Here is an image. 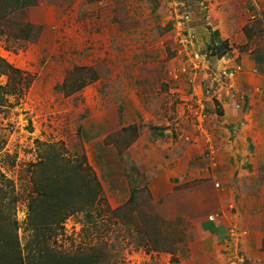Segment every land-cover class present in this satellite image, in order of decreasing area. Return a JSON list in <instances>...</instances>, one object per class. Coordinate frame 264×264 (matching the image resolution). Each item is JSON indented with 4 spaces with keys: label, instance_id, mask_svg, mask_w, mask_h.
Segmentation results:
<instances>
[{
    "label": "rangeland",
    "instance_id": "1",
    "mask_svg": "<svg viewBox=\"0 0 264 264\" xmlns=\"http://www.w3.org/2000/svg\"><path fill=\"white\" fill-rule=\"evenodd\" d=\"M17 2L0 0V213L25 256L57 156L100 192L46 248L264 264V0Z\"/></svg>",
    "mask_w": 264,
    "mask_h": 264
},
{
    "label": "trees",
    "instance_id": "2",
    "mask_svg": "<svg viewBox=\"0 0 264 264\" xmlns=\"http://www.w3.org/2000/svg\"><path fill=\"white\" fill-rule=\"evenodd\" d=\"M44 166L37 196L30 202V224L37 231L35 258L30 260L25 256V248L17 234L19 226L16 220L11 214L0 213V264H96V253L91 257L72 256L46 248L45 239L47 233L56 232L54 228L61 227L71 209L86 207L84 205L92 203L90 197L100 191L95 188L86 195L84 191L90 187V183H83L77 166L70 167L63 160H58L57 156L52 165L47 162Z\"/></svg>",
    "mask_w": 264,
    "mask_h": 264
},
{
    "label": "crops",
    "instance_id": "3",
    "mask_svg": "<svg viewBox=\"0 0 264 264\" xmlns=\"http://www.w3.org/2000/svg\"><path fill=\"white\" fill-rule=\"evenodd\" d=\"M17 3H18V6L16 4V5H12V7L16 8V7H20V5H22L21 0H20V3L19 2H17ZM7 6H10V5L7 3ZM6 9H9V7H7ZM3 10H4V7H3Z\"/></svg>",
    "mask_w": 264,
    "mask_h": 264
}]
</instances>
